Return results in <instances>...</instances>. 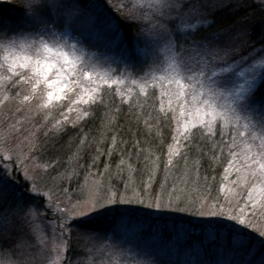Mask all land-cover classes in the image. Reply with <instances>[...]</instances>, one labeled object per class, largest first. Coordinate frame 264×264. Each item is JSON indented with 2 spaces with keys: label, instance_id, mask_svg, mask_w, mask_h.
Returning a JSON list of instances; mask_svg holds the SVG:
<instances>
[{
  "label": "snow or ice",
  "instance_id": "1",
  "mask_svg": "<svg viewBox=\"0 0 264 264\" xmlns=\"http://www.w3.org/2000/svg\"><path fill=\"white\" fill-rule=\"evenodd\" d=\"M92 6L84 0H24L20 25L12 27L0 20V70L6 69L8 73L0 74V88L6 89L9 84L29 86L31 94L23 96L22 102L38 95L41 109L56 110L64 107L67 101L66 112L60 113L62 119L52 124L58 132L63 130L72 112L77 113L75 126L76 122L86 119L98 103L103 104L104 96L108 94L105 89H114L125 103L132 100L134 92L147 99L149 89H156L161 114L158 123L172 113L170 119L176 125L172 144L168 145L167 166L173 165L175 157H180L186 164L188 153L198 149L197 141L201 139L211 140L212 150L219 148L222 153L223 147L214 138L219 135L223 139V130L227 129L230 142L223 143L228 147L231 159L224 169V179H229L234 171L237 176L232 184L243 187L249 186L251 181L247 196L238 199V194L229 188L223 203L219 198L209 202L207 197L196 199L171 193L166 201L162 196L146 201L137 191L127 196L109 189V195L93 194L85 200L54 202L52 188L44 190L25 168V178L29 181L25 187L31 194L25 198L12 183L14 172L22 163L20 156L17 155L14 167L13 154L0 150V239L6 238L5 225L12 224L13 215L19 213L16 226L27 227L39 243H44L36 217L51 212L53 219L45 221L52 232L53 255L49 264H63L64 261L72 264L68 255L72 230L81 231L90 239L98 235L92 221L107 218L121 211L115 206L126 204L215 218L209 219L204 227L211 230L209 236L214 242H219L223 232L224 246L229 250H238L234 245L245 246L248 229L264 238V223L260 222L264 217V98H257V89L264 83V51L259 57H255L260 51L257 49L248 55H240L239 49L230 43L219 42L218 32L196 38V32L201 28L207 31L213 21L205 15L204 19L189 22V9L185 8L184 0H133L130 6L120 0L112 5L119 18H105V24L111 25L113 35L118 34L122 21L130 26L149 24L147 29L140 27L136 31L137 35L143 33L148 37L152 51L138 69L134 61L131 64L125 62L126 69L131 67L143 72L139 78L131 71L117 74L115 69H105L97 59L86 55L79 46V33L72 36L73 32H78L75 25L83 10ZM233 55L235 58L230 59ZM16 77L19 79L14 81ZM78 105L85 107H76ZM149 119H152L151 115ZM144 123L148 125V120ZM115 143L113 137V147ZM34 149L35 145L29 151ZM56 163L40 167L47 171L55 168ZM193 168L198 181L199 168L195 164ZM151 182L149 177V187ZM125 188L127 190V185ZM33 197L43 198V204H37ZM221 220L232 223L223 224ZM125 223L136 227L131 218Z\"/></svg>",
  "mask_w": 264,
  "mask_h": 264
},
{
  "label": "trees",
  "instance_id": "2",
  "mask_svg": "<svg viewBox=\"0 0 264 264\" xmlns=\"http://www.w3.org/2000/svg\"><path fill=\"white\" fill-rule=\"evenodd\" d=\"M1 1L5 3L0 5V20L7 23L14 18L16 21L20 16L16 17L15 12L18 14L21 2ZM214 1H195L198 5H203L206 15L213 21L207 31L196 32L197 38L242 22L250 28L246 37L249 47L247 52L254 49L264 51V0H226L224 5L219 4L216 7L212 5ZM134 28L135 26L122 21L119 30L126 43L128 41L131 44ZM105 97L103 104L92 109L89 118L75 126H67L59 132L56 129H35L37 137L33 154L42 159V163L57 162L54 170L58 175L56 177L59 181L55 180L60 194L71 193L75 198L79 194V188L88 179H95L96 183L100 182L102 192L111 189L124 195L137 191L145 199L162 196L166 200L171 193L170 187L182 180L176 181L177 173L183 172V176L186 173L197 176L193 168L195 164L199 168L200 179L197 183L200 187L195 191L196 194L187 191V195L196 197L197 194H204L207 198L218 195L224 183L226 162L231 159L229 149L223 143L230 142L229 131L224 134L223 139L219 135L214 138L216 143L223 147L222 153L219 148L212 150L211 140L201 139L197 141L198 149L188 153L186 164L180 157H175L173 165L167 166L168 145L172 144L174 134L170 115L158 123L160 116L157 117L147 105L133 109L116 96ZM257 97L264 98V83L259 85ZM150 115L152 119H149ZM145 120H148V125L144 123ZM113 137L116 141L115 147ZM156 157H159V160ZM68 176L71 178H66ZM149 177L152 178L150 187ZM204 177L208 179L202 182ZM213 177L215 179H212ZM16 190L25 198L30 197L21 188ZM141 210L136 207L129 213L117 212L107 218L92 221V227L98 233L94 237L105 241L106 250L120 247L128 255H132L131 252L140 255L147 251L153 258L151 261L156 264H264V243L258 236L249 234L244 247L234 245L238 250H229L224 246L223 236L220 235L219 242H214L202 225L186 226L177 221L172 223L171 218L156 217ZM129 218L136 222V227L126 225L125 222ZM70 236L71 247L68 255L72 264H88V261H91L89 253L78 256V250L81 251V245L92 247L93 243L83 232L75 229ZM4 239L10 243L12 241L8 236ZM0 247L1 253L12 256L14 246L13 249H6L5 241L0 239ZM101 254L105 255L107 252ZM111 259L113 264H117L116 258ZM103 262L109 264L108 260ZM64 264H67V261ZM94 264H100V261Z\"/></svg>",
  "mask_w": 264,
  "mask_h": 264
},
{
  "label": "rangeland",
  "instance_id": "3",
  "mask_svg": "<svg viewBox=\"0 0 264 264\" xmlns=\"http://www.w3.org/2000/svg\"><path fill=\"white\" fill-rule=\"evenodd\" d=\"M19 1L21 2V9H19L18 14L17 12H15V15L16 17L20 16L19 18L22 21L24 0ZM195 1L196 0H184L185 8L189 9V22H194L197 19H204L206 15V10L203 5H198ZM225 1L226 0H215L212 5L216 7L220 4L221 6L225 4ZM119 2L120 0H87L86 3L93 6L85 8L83 10L82 15L84 16L81 15L82 17H80V19L77 21V24L75 25L78 32H73L72 36H77V34L79 33V39L81 40V44L79 46L82 47L87 56L97 59L103 68L115 69L117 74L121 72L131 71L134 77L139 78V76L143 75V72L135 71L131 67L126 69L125 62L131 64L134 61L138 69L139 67H141V61H143L144 57L147 54L151 53L152 50L149 47L148 37L143 33L137 35L136 31V29L140 27L147 29L148 27H150V25L147 23L135 25L134 32L132 33L131 44H129L128 41L126 43L123 40L120 30H118V34L113 35L111 31V25L105 24L104 19H111L112 17L119 18V13H117L115 8L112 6L113 4ZM124 2L130 6L133 0H124ZM4 3V1L0 0V5ZM101 7L103 9H101ZM107 12H109L111 15H109V13ZM19 18L16 21L13 18L6 24L12 27L20 25L21 21L19 20ZM233 26L231 27L230 25L226 27L222 32L214 30L213 33L218 32L219 42L221 44L230 43L231 46L238 48L240 55H248L252 53L253 51L247 52L249 47L246 44V37L248 36L250 29L249 26L242 22H240L239 24H235L234 27ZM201 30L205 31L203 28H201L199 31ZM105 33L107 34L106 36ZM90 42L91 44H89ZM260 55V51H257L255 53V57H259ZM234 58L235 55L230 57V59ZM249 59L251 60L253 59V57L249 56ZM0 74L8 75L6 69L0 70ZM18 79L19 77H16L14 78V81ZM105 92L108 93L105 96H116L117 98L121 99V97L115 94L114 89H105ZM30 94V89L27 85H17L16 87H13L11 84H9L7 85L6 89L0 88V150H7L13 154L14 167L16 165L17 155L20 156V159L22 161V163L19 164L18 170L14 172L12 183L14 186H16L15 188H21L23 192L28 193L25 186L29 184V181L26 180L24 174V169L27 168L29 175H31L37 183L43 186L44 190L52 188L54 192V202L69 203L75 202L77 200H85L93 194L100 196L109 195L110 191L107 190L102 192L100 182L96 183V181H94L95 179H88V181H86L79 188V194H77L75 198H73L71 193L64 192L63 194H60L58 192V187L56 186L57 181L55 180L57 179L56 176H58L56 170H54V168H49L47 169V171H44V169L41 168L40 165H46L47 163H42V159L40 160V158L33 154L34 150H29L33 147L37 137L35 129H54L52 128V124L55 121L62 119L60 113L66 112L68 102L65 101L64 107L58 108L56 110L41 109L39 107L40 98L38 95L36 96V98L30 101L22 102L23 96ZM105 96L104 99H106ZM123 103L133 109H135L136 107L144 108L145 105H147L148 107L152 108V111L155 112L157 117L161 116V114L159 113V92L156 89H149V96L147 99L143 96H139L136 92H134L132 100L130 102ZM97 105L100 104L98 103ZM76 107L83 108L85 106L78 105ZM165 107H167L166 101ZM148 110L149 112H151L150 109ZM178 112L179 109L177 108L176 115H178ZM169 115L171 117L172 113H169ZM76 116L77 113L75 111L69 114V120L63 125V128L73 125V122L76 121ZM89 116L87 118H89ZM169 120L171 119L169 118ZM80 122L81 121L76 122L75 125ZM171 122L173 123L172 129H174L176 126L175 122L172 120ZM168 124L170 125V123ZM217 131L218 133L221 131L219 126ZM228 131L229 130L227 129L223 130L224 134H228ZM227 162L226 164H228ZM188 175L183 176V172L177 173L175 175L177 179L176 181H178L179 179L182 180H180L179 183H174L170 187V192L173 196L187 195V191L194 192L196 194L195 191H197L200 187L197 183V176H191V173ZM236 176L237 174L234 171L231 172L229 175V179H224V183L218 195L215 194L213 198H207L208 201L212 202L214 199L219 198L220 202L223 203L224 196L229 188L233 189L235 193L238 194L236 198L241 200L245 199L251 181L249 182V186L243 187H241L239 184H232L231 181L234 180ZM57 180L59 181V179ZM202 182H205V180L203 179ZM173 188L176 189L175 192L172 191ZM29 195L31 196V194ZM124 195L132 196L133 193ZM197 195L198 196L192 198L199 199L200 197H204V194ZM33 199L37 204H43V198L33 197ZM115 207L121 210L119 212L126 213H129V211H132L136 207H140L142 209L141 211L144 213L154 214V216L156 217L165 216L171 218L172 223L174 221H177V223H182L186 226L189 224H198L204 227L209 219H215L195 216L190 214L189 212H178L168 209L156 210L155 208H148L144 205L139 204L117 205ZM124 209H127L128 211H123ZM17 215H19V213L14 214L12 217V224H6L3 229L6 236H8V238L12 240L10 243L9 241L3 239L5 241L6 249H13L14 246L13 254L12 256H9L6 253H1L0 247V264H49L50 259L53 255L51 251L52 232L49 225L45 223V221L53 219V214L51 212H45L42 215L38 214L36 217L37 222L40 223L42 228L44 243H39L37 241L36 235L30 233L27 227L21 228L20 226H16ZM260 222L264 223V217L260 218ZM221 223L231 224L232 222L221 220ZM206 229L208 232L211 231L208 228ZM246 231L251 235L258 236V234L253 232L251 229H248ZM220 235L223 236V232H221ZM93 237L90 238V241L93 243L92 247L88 245H81V251L78 250V254H80L78 256H83L85 253H89V259H91V261L87 260L88 264H94L96 262L98 263L99 261L100 264H103V260H108L109 264H113L111 258H116L117 264H156L155 261H151L153 258L147 251H144L140 255H138L129 250L132 255H128L120 247H111L106 250V247L104 246L105 241L102 240V238L99 239ZM233 239L235 238L233 237ZM262 239L264 240V238ZM106 252L107 254L105 255L101 254ZM101 257H104L105 259ZM97 258L99 260H96ZM64 263L65 261L63 262V264Z\"/></svg>",
  "mask_w": 264,
  "mask_h": 264
}]
</instances>
